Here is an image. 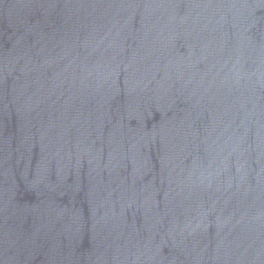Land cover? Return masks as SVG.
Returning <instances> with one entry per match:
<instances>
[{
    "label": "water",
    "instance_id": "obj_1",
    "mask_svg": "<svg viewBox=\"0 0 264 264\" xmlns=\"http://www.w3.org/2000/svg\"><path fill=\"white\" fill-rule=\"evenodd\" d=\"M0 264H264V0H0Z\"/></svg>",
    "mask_w": 264,
    "mask_h": 264
}]
</instances>
